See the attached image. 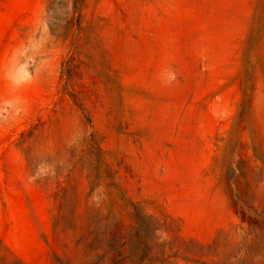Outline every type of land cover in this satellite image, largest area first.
Masks as SVG:
<instances>
[{
  "label": "rangeland",
  "instance_id": "374dc122",
  "mask_svg": "<svg viewBox=\"0 0 264 264\" xmlns=\"http://www.w3.org/2000/svg\"><path fill=\"white\" fill-rule=\"evenodd\" d=\"M0 264H264V0H0Z\"/></svg>",
  "mask_w": 264,
  "mask_h": 264
}]
</instances>
